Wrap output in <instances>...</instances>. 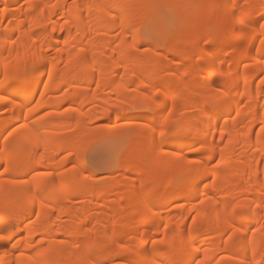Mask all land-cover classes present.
<instances>
[{
  "label": "bare ground",
  "instance_id": "bare-ground-1",
  "mask_svg": "<svg viewBox=\"0 0 264 264\" xmlns=\"http://www.w3.org/2000/svg\"><path fill=\"white\" fill-rule=\"evenodd\" d=\"M29 2L39 8L29 10ZM165 2L175 16L173 39L153 42L146 49L145 61L136 52L151 39L146 33L148 40L141 35L140 25L150 21L153 1L150 10L149 0H0L16 12L0 19V95L19 105H9L7 112L0 109V130L5 124L27 123L29 128L18 134L24 137L39 128L43 140L37 141L35 135L31 139L33 144H41L45 158L43 164H33L17 174L29 183L3 185L0 235L14 238L0 240V264H30L37 259L40 264H101L106 259L108 264H139L144 257L154 264H196L197 260L233 264L234 259L245 258V245L251 256L253 239L264 244V87L257 78L264 68H250L245 75L243 64L250 62L251 44L258 47L259 41L244 39L239 23V11H261L264 3ZM178 3L185 6L175 13L173 6ZM233 4L252 7L234 15ZM13 39L21 56L26 48L40 55L42 45L44 56L35 78L29 68L5 79L3 63ZM206 40L212 43L206 45ZM158 48L166 49L169 56L158 53ZM11 55L15 57L16 52ZM200 55L216 57L215 67L198 64ZM163 69L167 74L162 77ZM48 71L52 81L45 90L42 81L48 83ZM118 80L124 81V89L111 102L109 93L115 92ZM63 85L68 87L56 93ZM211 90L221 95L206 108L200 101ZM126 91L139 98L143 95L142 104L145 95H152L154 106L149 109L144 104L145 111L135 110L125 124L113 126L111 137L129 134L128 150L120 153L124 174L111 182L109 175L107 181L97 184L104 176L85 173L79 161L87 139L92 134H108V126L90 124L100 118L119 121L136 107L139 98L128 99ZM37 103L43 106L38 112L44 118L31 114L25 120L28 107ZM86 104L93 106L83 110ZM165 108L172 110V117L177 115L172 120L178 122V129L173 137L161 141L158 132L154 136L153 124L168 114ZM23 147L22 142L10 140L5 145L0 139V164ZM186 148L200 151L192 152L191 157L183 151ZM174 154H183V158ZM214 158L218 167L209 165ZM72 161L79 166L66 168ZM42 172L51 175H37ZM174 182L180 189L176 194L169 190ZM233 205L246 212L243 235L233 230L240 225L233 226L228 218ZM167 206L170 208L165 209ZM191 213L193 220L187 222ZM254 228L261 229L255 237ZM203 229L204 237H199ZM153 241L158 243L153 245ZM114 243H124L134 252L117 262L107 252Z\"/></svg>",
  "mask_w": 264,
  "mask_h": 264
},
{
  "label": "snow or ice",
  "instance_id": "snow-or-ice-1",
  "mask_svg": "<svg viewBox=\"0 0 264 264\" xmlns=\"http://www.w3.org/2000/svg\"><path fill=\"white\" fill-rule=\"evenodd\" d=\"M261 3H264V0H261ZM27 7L29 10L33 8H39L38 5L31 4L30 2L28 3ZM232 7L234 10L233 14L236 15L237 11H239L240 9L251 8L252 6L245 4H233ZM20 10H24V5H20ZM15 14V10L10 9L7 5L0 4V19L6 20L9 15L15 16ZM239 17V23L242 26L241 32L243 33L244 39L252 38L253 40L259 41L258 47L254 42L251 44V53L249 55L250 62L243 64L244 73L245 75H247L250 68H264V22H262L264 21V10L248 12L239 11ZM53 31H55V29H53ZM11 43L13 45V48L8 50L9 54L5 57L3 63L5 79L7 80L9 77L18 76L22 71L27 72L29 68H31L33 75L37 74L39 72L37 66L40 64L44 56L42 45L40 55H37L36 52L31 51L30 48H26L23 56H21L19 48L17 47V40L13 39ZM204 43L206 45H209L212 43V41L206 40L204 41ZM12 51L16 52L15 57H12ZM29 60L31 61V64H29ZM216 60L217 58L214 56L200 55L196 57V61L198 64L205 65L211 63L213 67H215ZM241 63H243V61H241ZM239 74L240 73L238 70L236 75L239 76ZM46 76L48 83H44L42 81L45 90H47L50 86V82L52 81V73L48 71L46 73ZM257 78L260 81V86L264 87V71H259ZM145 92H147V87L145 88ZM41 95H43V93H41ZM220 95L221 93L218 90L208 91L201 98L200 102L206 108L210 107L217 102L216 98H218ZM156 99H159V97L157 96ZM143 103L147 106V108L151 109L154 106L152 95H145L143 97ZM9 105H11L12 108H16L19 106L17 105L15 99H9L6 95H0V109H2L4 112H7ZM42 107L43 106L39 103H37L35 106L28 107V113L25 114L23 118L27 120L31 114H36L42 120L44 117L40 116V113L38 112V109H41ZM45 115H48V113L45 112ZM172 115V110L168 109V114L164 116L160 124L153 129L154 136L158 132L161 141H163L166 136L172 135L174 133V130L178 129V122L171 119ZM42 126L43 125H41V127ZM28 128L29 125L27 123L17 122L15 127H12L11 124H5L2 130H0V139L3 140L5 145H8L10 140L14 143L22 142L24 145V147L20 151H17L7 161H5L3 164H0V169H2V171H0V193L3 192V185L5 183L16 186L29 183L25 179L20 178L17 174L28 169L33 164H43L45 162L43 152L41 151V144L39 142L35 144L32 143L31 135H35L37 141L43 140V136L40 134L39 128H36L35 123H33V128H36L35 133L24 137L18 135L22 129ZM261 130L264 131V125L261 126ZM43 151H47L46 145L44 146ZM189 151L198 152L200 151V149L190 148ZM174 155H176L178 159L183 158V154ZM37 157H39V159H37ZM37 175L48 176L51 175V173L42 172L38 173ZM33 179H35V177H33ZM37 194L39 195V193ZM41 207L44 208L47 207V205L41 204ZM238 208L240 209L239 211ZM245 215L246 212L241 206L233 205L232 213L228 217L233 221V226L237 224L240 225L239 227H233V230L237 233H240L241 235L244 234L243 220L245 218ZM261 228H264V226H261ZM260 230L261 229L255 228L251 229L253 237H255V233ZM13 238L14 236L0 235V240L11 241ZM152 243L153 245H155L158 242L153 241ZM40 247H43V245L41 244ZM13 248H16L15 244L13 245ZM33 250L35 251V249ZM144 251H147V249L145 248ZM107 252L108 256L111 259L119 262L122 255L133 253L134 250L132 248H129L124 243H114L107 248ZM244 257L245 258L243 259H234L233 264H264V244H257L253 239V241L251 242V256H248V246L245 245ZM257 257H259V259ZM30 264H40V261L38 259L32 260L30 261ZM101 264H108V260H104L103 262H101ZM128 264H137V262L129 261ZM139 264H154V262L147 257H144L139 261ZM196 264H205V262L203 260H197Z\"/></svg>",
  "mask_w": 264,
  "mask_h": 264
},
{
  "label": "rangeland",
  "instance_id": "rangeland-1",
  "mask_svg": "<svg viewBox=\"0 0 264 264\" xmlns=\"http://www.w3.org/2000/svg\"><path fill=\"white\" fill-rule=\"evenodd\" d=\"M151 1V2H150ZM152 1L154 2V3H152ZM150 3H152L153 5H155V6H153L154 8H155V11H151L152 13H150V16H149V14H148V16L151 18L152 17V19H147V20H150V21H147V22H144V23H142L145 19H143V20H141L142 22H140V32H141V35H144V37H145V35L146 34H148V35H146V37L147 36H149L148 38H151V39H146V37H145V39L146 40H148V41H145V43L142 45H140L139 47H138V49H141L140 51H138V52H136V54L137 55H139V57H140V59L141 60H144L145 59V56L146 55H148L147 54V52H146V49L147 48H151V45L152 44H154V43H159L162 39L161 38H165L166 37V39L167 40H172L173 38H172V36H173V28H174V26H175V21H174V19H175V16H172V14L174 15V12L173 11H171L170 9H168V6H166V2H165V0H149V6L151 5ZM180 3H178V4H175L173 7L175 8H173V10L175 11V13H177L176 11H178V12H180V9H184V6H185V4H184V6H181V5H179ZM152 6V5H151ZM150 6V7H151ZM187 6H188V4H187ZM167 7V8H166ZM178 8V9H177ZM185 9H187V8H185ZM150 10H152V7L150 8ZM154 10V9H153ZM189 10V9H188ZM185 12H187V10H185ZM176 15V14H175ZM174 17V18H173ZM155 18V19H154ZM154 20V21H153ZM144 24V25H143ZM142 33H144V34H142ZM146 33V34H145ZM168 37V38H167ZM157 41H159V42H157ZM154 42V43H153ZM148 43H150V44H148ZM145 48V49H144ZM157 51H158V53H161V54H163V56H166V57H168L169 56V53H168V51L166 50V49H164V48H158L157 49ZM146 52V53H145ZM141 55V56H140ZM145 55V56H144ZM142 56H144L143 58L144 59H142ZM162 56V55H161ZM145 61H147L146 59H145ZM161 65H165V62L163 63V61H161ZM164 70H166V69H163L162 71V77L163 76H166V74H167V72L166 71H164ZM38 74H35L34 75V78L37 76ZM44 75V74H43ZM142 78V77H141ZM140 78V79H141ZM164 80H161V82H163ZM120 82V83H119ZM122 80L121 81H119L118 80V82H117V84L114 86V88L116 89L115 90V92H113V91H111L110 93H109V96L111 97V99L113 98H115V96L116 97H118L117 95H119V89L120 90H123L122 89V87H124V81L122 82ZM119 85V86H118ZM122 85V86H121ZM118 86V87H117ZM68 86H66V85H63L62 87H61V90H59L58 92H56V93H58L59 94V92L61 91V92H63V90H65L66 88H67ZM113 88V89H114ZM93 89H95V87H92V89L90 90V92H92V90ZM112 89V90H113ZM60 92V93H61ZM94 92H96L95 90L92 92V94L94 93ZM99 94H100V92H99V90L97 91ZM113 92V93H112ZM127 92V91H126ZM148 93H149V90L147 91ZM108 93V92H107ZM117 95H116V94ZM115 94V95H114ZM131 94V95H130ZM126 95L128 96V99H130V97H132V98H139V96H136V94L133 92V91H129V92H127L126 93ZM113 96V97H112ZM136 96V97H135ZM142 96L143 95H140V98L139 99H136V101L137 100H140V99H142ZM131 98V99H132ZM113 99L111 100V102L113 101ZM127 99V100H128ZM129 103L131 102L132 103V100H129L128 101ZM136 104H135V106L136 107H134L133 109H129L126 113H125V117L124 116H122L121 118H120V120L119 121H117V120H114V122H112L113 120H108V119H104V118H100V119H96V120H94V121H92L91 122V124H90V126L91 127H100V126H102V125H107L108 127H106L107 129H106V131H108L107 133L108 134H106V135H104L103 137H102V135H91L92 136V138H89V140L87 139V141L85 142V144H84V146L85 147H83V160L82 161H79V162H76V161H72V162H69L68 164H67V166H66V168H68L69 166H74V165H78L79 166V164H81L82 166H84L85 168H86V171L87 172H85V173H94L95 175H94V177H102V176H104V178H102V180L101 181H99V182H97V184H100V183H102V182H104V181H107L109 178H108V176L110 175L111 177H113V179L112 178H110L111 180H110V182L111 181H114V179L115 178H121V175L122 174H124V170H123V167L121 166V162H122V160L120 159V153H123V150H124V148H126L127 146H128V144H127V142H128V136H129V134L128 135H126V134H123V136H121L120 138L118 137H111L112 136V134H111V132H113V126H114V128L115 127H117V126H121V124L123 125V123L125 124L127 121H128V116L132 113V112H134L135 110V112H137V113H142L143 111H145V110H143V109H146L145 108V105L144 104H142L141 103V100L140 101H138V102H135ZM137 104H140L139 106H137ZM87 105V106H86ZM85 106H83V110H86V109H88V107H92L93 106V104H86ZM144 108H143V107ZM64 108V107H63ZM62 108V109H63ZM114 110V108H111V110ZM115 109H116V107H115ZM168 108H165V111H168L167 110ZM117 110V109H116ZM132 110V111H131ZM129 112V113H128ZM6 115H8V113L6 114ZM177 115H175V116H173V117H171V119H174L175 117H176ZM6 117V116H5ZM9 117V116H8ZM7 117V118H8ZM105 121H107V122H105ZM108 122H109V124H108ZM104 123V124H103ZM160 122H158L157 123V125H156V123L155 124H153V127L155 128L156 126H158V124H159ZM120 124V125H119ZM98 125H100V126H98ZM256 127H259L258 125L256 126ZM101 128V127H100ZM99 128V129H100ZM70 129H72V128H70ZM255 129H257V128H255ZM111 135V136H110ZM125 135V136H124ZM173 135H175V134H172V135H170L171 137H173ZM91 136H89V137H91ZM94 136V137H93ZM102 139H101V138ZM126 142V143H125ZM126 144H127V146H126ZM129 148V147H128ZM187 149H189V148H186L185 150H183L184 152H189V156H191L192 157V152H190L189 150H187ZM125 150H128L127 148L125 149ZM124 152H126V151H124ZM61 155H63V154H61ZM61 155H60V157H61ZM79 163V164H78ZM218 163V159L216 158H214V159H212L211 161H209V165H210V167H218L217 164ZM173 171V170H172ZM172 171H171V173H172ZM112 172V173H111ZM173 172H175V171H173ZM192 175V174H191ZM106 177V178H105ZM191 178V176H188V178ZM176 182H174L173 184H170V192L171 193H174V194H176V191L179 193L180 192V189H179V187L178 186H176L177 184H175ZM172 185V186H171ZM120 187H124L123 185L122 186H120ZM178 187V188H177ZM110 189H112L111 187H110ZM208 189V188H207ZM97 193V190L96 191H94L93 193H92V195L94 196V194H96ZM213 196H215V197H218L219 196V194L218 193H214V194H212ZM217 195V196H216ZM113 199V195H109V199ZM180 202H182L183 200H179ZM195 202V201H194ZM179 203V202H178ZM81 204V203H80ZM79 204V206H81ZM78 206V207H79ZM170 207L169 206H167L165 209H169ZM239 211V210H238ZM112 213V212H111ZM191 215V216H190ZM189 216H188V218H187V222H190V221H192L193 219V216H192V213L190 214ZM114 218V215L112 214L111 215V218ZM192 219V220H191ZM204 233H205V230L203 229V230H201V236H199V237H204ZM236 238H235V241H236V239L238 240V238H239V235L237 234L236 236H235ZM238 237V238H237ZM116 261V260H115Z\"/></svg>",
  "mask_w": 264,
  "mask_h": 264
}]
</instances>
